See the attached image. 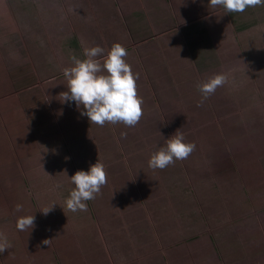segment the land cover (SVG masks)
Wrapping results in <instances>:
<instances>
[{"label":"rangeland","instance_id":"1","mask_svg":"<svg viewBox=\"0 0 264 264\" xmlns=\"http://www.w3.org/2000/svg\"><path fill=\"white\" fill-rule=\"evenodd\" d=\"M143 1L0 0V264H264V6ZM114 43L138 77L134 127L89 123L60 94L73 55ZM176 131L195 150L149 168ZM97 161L107 184L68 211L69 177Z\"/></svg>","mask_w":264,"mask_h":264},{"label":"clouds","instance_id":"2","mask_svg":"<svg viewBox=\"0 0 264 264\" xmlns=\"http://www.w3.org/2000/svg\"><path fill=\"white\" fill-rule=\"evenodd\" d=\"M208 6L213 9L222 7L225 13H243L250 7L264 6V0H209ZM103 53L104 49L100 46L85 47V59H77L74 55L71 57L73 66L63 70L67 91L60 93L62 102L74 101L78 109L82 106L80 114L86 116L89 123L101 127L106 123L134 127L143 116V100L137 92L138 77L125 60L127 50L114 43L107 54L98 59ZM227 82L228 76L220 73L200 83V104ZM184 140V135L176 131L166 140V146L151 155L148 167L163 170L175 161L187 159L195 150V144L185 143ZM69 178L74 187L65 200V206L71 212L87 211V201L95 199L107 184L104 165L98 161L88 171H77ZM53 205L41 212L47 215ZM21 210L22 206L16 205V211ZM34 221L33 214L21 216L16 221V228L22 232L29 231L34 227ZM48 241L43 243L47 244ZM10 247L7 238L0 240V253Z\"/></svg>","mask_w":264,"mask_h":264},{"label":"crops","instance_id":"3","mask_svg":"<svg viewBox=\"0 0 264 264\" xmlns=\"http://www.w3.org/2000/svg\"><path fill=\"white\" fill-rule=\"evenodd\" d=\"M167 1L169 0H144L143 1V8H144V11L145 13L149 14V13H152L153 10H155V8H160L163 7V10H162V14H169V13H172V11L176 9V12H178V7H175L174 9L169 5V8L167 6ZM172 0H170V3H171ZM175 3H179V1H183V0H174ZM166 3V5H165ZM172 4V3H171ZM169 9V10H168ZM181 10V9H180Z\"/></svg>","mask_w":264,"mask_h":264}]
</instances>
